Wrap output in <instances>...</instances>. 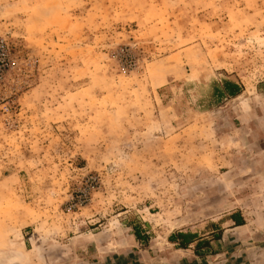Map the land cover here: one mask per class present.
<instances>
[{"label": "rangeland", "instance_id": "1", "mask_svg": "<svg viewBox=\"0 0 264 264\" xmlns=\"http://www.w3.org/2000/svg\"><path fill=\"white\" fill-rule=\"evenodd\" d=\"M0 37V264L130 263L137 228L168 264L263 191L264 0H0Z\"/></svg>", "mask_w": 264, "mask_h": 264}, {"label": "crops", "instance_id": "2", "mask_svg": "<svg viewBox=\"0 0 264 264\" xmlns=\"http://www.w3.org/2000/svg\"><path fill=\"white\" fill-rule=\"evenodd\" d=\"M242 171H247L248 176L239 185L250 187L262 184L264 161L248 163V166L243 167ZM247 192L235 197V199L240 198L238 199L242 202L243 207L239 210L227 209L223 211V217L228 218L224 229L215 226L206 233L198 232L195 229L173 233L191 234L193 243L186 248H179V243H181L179 237L174 236L176 238L174 242L168 241V245L175 249L171 255L175 258L166 259L168 264H264V189L262 192ZM233 201L232 197L228 198L227 196L226 206ZM251 202L259 203L260 210H252ZM134 235L132 247L124 250L126 253H123L133 261L130 262L128 259L130 263H125L119 258H111L108 260L114 262L110 261L109 263L107 260L108 263L103 261L102 264H152V261L145 259V255L138 248L139 245H143L146 239L144 233L137 228Z\"/></svg>", "mask_w": 264, "mask_h": 264}, {"label": "trees", "instance_id": "3", "mask_svg": "<svg viewBox=\"0 0 264 264\" xmlns=\"http://www.w3.org/2000/svg\"><path fill=\"white\" fill-rule=\"evenodd\" d=\"M225 93L228 97L235 98L241 94V87L233 82L226 81L225 82ZM179 237L181 239V243H179V248H186L188 245L193 243V235L191 234H173L170 238V242L175 241V237Z\"/></svg>", "mask_w": 264, "mask_h": 264}, {"label": "built area", "instance_id": "4", "mask_svg": "<svg viewBox=\"0 0 264 264\" xmlns=\"http://www.w3.org/2000/svg\"><path fill=\"white\" fill-rule=\"evenodd\" d=\"M9 57V48L4 39L0 37V61H6ZM4 70L0 68V78L3 77Z\"/></svg>", "mask_w": 264, "mask_h": 264}]
</instances>
